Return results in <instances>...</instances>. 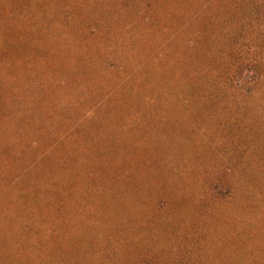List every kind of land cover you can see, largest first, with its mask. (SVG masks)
Returning a JSON list of instances; mask_svg holds the SVG:
<instances>
[{
	"label": "rangeland",
	"instance_id": "1",
	"mask_svg": "<svg viewBox=\"0 0 264 264\" xmlns=\"http://www.w3.org/2000/svg\"><path fill=\"white\" fill-rule=\"evenodd\" d=\"M189 1L0 0V264H264V0Z\"/></svg>",
	"mask_w": 264,
	"mask_h": 264
},
{
	"label": "trees",
	"instance_id": "2",
	"mask_svg": "<svg viewBox=\"0 0 264 264\" xmlns=\"http://www.w3.org/2000/svg\"><path fill=\"white\" fill-rule=\"evenodd\" d=\"M175 2H177V3H182L183 5H185V3H187L188 2V4H189V7L187 8V9H192L193 10V7H191L190 6V3H191V1H189V0H174ZM221 1H223V0H221ZM224 1H227V0H224ZM227 2H229V1H227ZM181 4V5H182ZM192 4H193V2H192ZM183 6H175L174 8H168V9H166L165 11L167 12V13H170V14H172V16L171 17H169L168 19H163L164 18V16H161L160 17V21L162 22V20L164 21V22H173L174 21V27H175V29L177 30V36H182V34H185L184 32L191 26V24L193 23V24H195L196 26H199L200 27V33H201V35L203 34V37L204 38H206V36H208V34L210 33V31H215V30H213V27L215 26V25H218V24H222L224 21H225V23H227V22H230V20H229V18H228V13H227V11L225 10V12H224V9H223V11L222 10H220L219 9V11H217V13H216V15H213L214 16V18H211V19H213V20H215V21H213L211 24L210 23H207V21L208 20H206V21H204V20H201V19H198L197 17V19H194V21L193 20H190V18H191V14L190 13H186V11H188L187 9H185V10H182L183 8H182ZM207 12H209V11H207ZM163 14V13H162ZM205 16H206V18L207 19H209V16H207L206 14H205ZM193 18V17H192ZM228 18V19H227ZM229 20V21H228ZM175 31V30H174ZM76 31H74V33H75ZM7 34V33H6ZM8 36H6V37H4L3 36V38H0V40L1 39H3V41H4V43L5 44H8V45H11V43L12 42H14V40L12 41V38H11V36L9 37V34H7ZM164 35H165V33H164ZM8 37V38H7ZM71 37H72V35H71ZM70 37V38H71ZM67 38H69V37H67ZM78 39V38H77ZM72 40V39H66V41H65V43L66 42H68L69 44L71 43V42H73V44H77V43H79V42H81L82 40L81 39H78V40ZM81 40V41H80ZM60 41H62V40H60ZM221 40H219V42H220ZM75 42V43H74ZM82 43V42H81ZM81 43H79V44H81ZM215 43V42H214ZM220 43H222V42H220ZM4 44V45H5ZM52 44H54V41L52 42L51 41V46H52ZM169 44H170V40L166 43V45H168L169 46ZM211 44V43H210ZM60 45V47L56 50V53H57V55L54 57V60H55V67L57 66V65H59L60 63H62V61H64V59L66 58V56H67V53L65 54L62 50H60V49H65L63 46H62V44H59ZM48 47H50V46H48ZM51 48V47H50ZM11 50V49H10ZM66 52L69 50L67 47H66ZM5 50H3V52H4ZM55 52V51H54ZM2 54V53H1ZM10 53H9V51L8 52H5V53H3V55L0 57L2 60H5L6 59V62L7 61H9L10 60V57L8 56ZM213 57H215V54L212 56V58H211V60H212V62H213ZM10 62V61H9ZM65 62V61H64ZM4 64V63H3ZM3 67L4 68H6V69H8V67L6 66V63L3 65ZM55 71V70H54ZM9 72V73H8ZM11 71H7L6 72V74H5V78H7V77H9V74H11L10 73ZM55 74V73H54ZM44 75V74H43ZM3 77V76H2ZM5 84H7V83H5ZM4 91H3V90ZM21 90V88H19L18 89V91H20ZM18 91H15V93H13V96H18L19 95V92ZM27 95V94H26ZM25 95V96H26ZM5 96H9V97H12V89H11V87L7 84V86L6 85H4L3 84V86H2V88H1V91H0V100H1V102H0V112H2V115L5 113V115H6V117H7V119L8 118H10L11 117V115H12V99H10V98H8V99H6V97ZM250 130V129H249ZM252 137V136H251ZM253 138V137H252ZM256 140H259V138H257V136H256V138H255ZM260 166V171H261V169H264L263 168V166L262 165H259ZM255 168H258V166L257 167H255ZM257 170V169H256ZM255 170V171H256ZM259 173V174H258ZM263 179V180H261V179ZM253 179V178H252ZM256 180H258V181H264V170H262L261 172H257V173H254V184H256L257 186H258V190H257V192L258 193H260V194H264V188H262V187H260L259 186V184L256 182L255 183V181ZM249 183V182H248ZM256 197H258V196H256ZM260 198V197H259ZM258 206V205H257ZM259 207H261V204L259 205ZM258 207V208H259ZM259 210H260V208H259ZM263 217H264V214H263ZM263 217H261V219H263ZM255 239V238H254ZM258 239V238H257ZM250 242V241H249ZM254 242V241H253ZM252 242V246L254 245V243ZM257 242H260V244L262 245V246H264V238L263 239H260L259 241H257ZM244 244H248L246 241L244 242ZM256 244V243H255ZM249 248V247H248ZM246 250V249H245ZM244 250V251H245ZM264 250V249H263ZM262 251V250H261ZM47 255V254H46ZM45 255V256H46ZM264 259V258H263ZM262 259V260H263ZM48 262H49V260H48ZM43 264V263H42Z\"/></svg>",
	"mask_w": 264,
	"mask_h": 264
}]
</instances>
